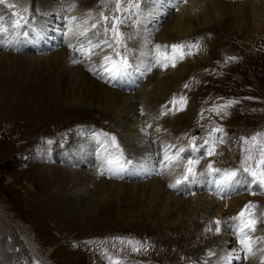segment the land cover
Returning a JSON list of instances; mask_svg holds the SVG:
<instances>
[{
    "label": "rangeland",
    "instance_id": "obj_1",
    "mask_svg": "<svg viewBox=\"0 0 264 264\" xmlns=\"http://www.w3.org/2000/svg\"><path fill=\"white\" fill-rule=\"evenodd\" d=\"M9 1L10 0H5V3L0 5V17H2L4 21H8L11 19L12 13L23 14L29 17V23L26 27L21 29L17 35L11 34L10 31L13 30H11V27H9L8 33L0 35L1 44L6 45L11 39V42L15 41L16 39L18 41H25L24 30H26V28H28V31H30V28H35L36 30H43L46 28L49 29V33H51L52 37L56 38V46L49 51H44L41 48L39 50H35L34 47L32 50L21 52H15L11 47L10 49L0 48V54H15L17 56H27L29 58L40 57L41 60L39 61H42L43 64H41L38 69L41 70V68H43L42 66H44V68L48 67L45 58L59 53L60 51L67 52L66 50L68 47L64 44L65 36L62 34L63 29L60 28L61 25H59L60 27H55L51 24L45 25L46 20L44 19L42 12H40L41 16L38 17L35 16V13L33 14L31 0H11V4L18 2L14 5L19 8H8L7 5ZM143 1L144 0H141L140 2L141 9ZM189 1L190 0H186V2L179 1V4L181 3L180 6H171L172 8L170 7L166 12L164 11V16L159 22H157V20L153 17L154 11H147L146 13L144 11L141 22H134L135 17H133L126 24L121 26V31L124 33L127 45V51L124 52V55L130 63L138 60L137 57L139 58L140 56L138 54L141 49V44L144 43V38L140 36L137 38L136 44L131 46V44L134 42L135 31L140 27L142 29L145 28L146 31L149 32V35H152L150 37V43H160L161 46H168L167 52L169 55H171L170 50L172 45L196 42L198 44V48L185 49L186 53L191 52L193 54L185 55L182 60H178V62H176L178 65H184L187 67V72L191 71L188 75V84H180L178 88H176V85H174V82L178 81L177 79L182 78V76L179 77L178 75V68L174 67L175 70L169 69L171 71L165 74L163 73V71H165V69H163L164 67L161 66V69V67L158 66L160 67V73L162 76L156 78L158 73L157 70L159 69H157V66H153V68L143 76L141 74L139 75L137 70H135V72L134 69H130L132 72H135L137 76H139V79L133 83L134 86L132 89L121 88L119 90H123L122 92L126 93L127 95L135 96L139 94V92H142L141 90L147 85V83L154 81V79L157 80V83L154 82L156 86L152 84V88H149L150 92L153 91L151 96L155 95L154 97L161 98L162 103H164V105H161L159 108L162 112L157 110V115L158 113H161L159 114L160 118L164 119L166 117L167 120H170L164 123V125L162 124L165 129H162L159 132H167V135L171 137L177 136V139L182 141V146L185 142L184 140L189 143L188 147H182L185 152L183 151L182 153L180 152L181 154H179L180 149L177 148L178 151H175V154H172L173 156L171 157L175 156L173 158L175 163L180 158V155L184 157L186 153H190L192 146L199 148L201 151L207 148L208 144L212 142V137L215 138L217 135H219L224 142H215V154L210 155L211 158L209 155L202 157L201 161L199 160L197 166L195 165V172H198L204 168L208 169L207 165L210 163L215 169H240L242 159L245 155H247V153L243 151V146L241 143L242 138L260 134L261 140L264 141V24L262 27H260L258 25H253L254 22L252 21H247L249 22L247 27L239 28L235 26V22H230L227 24V26L223 27V29L215 30L212 25H208L207 23L206 29H209V32L205 33L204 35H200L198 38L197 36L195 37L192 35L193 37L179 39L177 38V34L172 35L168 32L167 34L169 36L176 37H173L172 39L170 37L171 41L163 43L162 40L164 38L162 36H164V32H166V27L169 25V22L177 17V13H179L183 7H186ZM229 1L234 5L240 0ZM242 1L245 3V5H251V3L256 0ZM46 2L48 3L47 0H45L43 3L47 4ZM72 3L74 4L75 0H73ZM40 6L43 7L42 4ZM48 6L50 7L52 4L47 5V7ZM112 7L113 5L108 3L106 9L105 5L99 1L96 2V5L93 6L91 11L95 12L94 16L102 11L105 15H110V10ZM25 8L28 9L27 13L22 12V10ZM77 8L78 7L76 6L74 7V9ZM78 11L76 10L73 12L70 17L78 15L77 18L79 19L80 13ZM225 13L227 14H224V17L229 16L230 14L229 11H226ZM67 15L68 14L62 16V18L64 19V17H67ZM54 17L56 16L54 15ZM149 19L150 21L148 22ZM31 22H33L32 26L29 25ZM143 22L147 23L142 26ZM195 24L196 25L193 26V28H195L193 33H196L198 30V25L197 23ZM153 25H156L155 28H152ZM95 31L100 33L98 39L102 40L104 38L103 28H98ZM184 32H187V30L184 29ZM26 36L34 39L36 42L38 41L30 34H27ZM20 37L23 38L20 39ZM60 37L63 38V43H60ZM49 42L51 43V40ZM29 45L33 44L29 43ZM43 45L45 46V42ZM110 50L112 51V48L100 52V49L98 48L97 52L100 54L94 55L92 58L98 56L97 58L99 60H96L94 63L88 62L87 67H83L85 61L79 57L80 55H78V62L74 63L73 69L78 70L83 68L84 71L90 72V76H92L93 79H97L100 82H104L105 80L109 81L106 76L103 79L101 78L103 72L101 71L100 61L102 58L101 56H103L105 53H114V49L112 52ZM74 51L75 50H73V52ZM162 54H165L164 48ZM31 62L35 63L36 60ZM61 69L62 67H60V69H58L56 72H60ZM39 70H37V72H39ZM176 72L178 74H176ZM33 73L26 76L27 80H25L26 78H22V85H26L28 83V79L31 77L35 78ZM170 77L172 80H174L172 83H170V80L168 79ZM115 84V82H111L112 86ZM185 85H187V87ZM166 89L171 91V94L173 95L171 96L170 94L168 97H166L167 94L164 93ZM13 91L14 90L7 89V95L2 92L0 93V226H3V224L9 226V232L7 231V233H0V264H109V259L105 256V253L110 254V256L114 258L121 259L124 264H196L198 259L202 260V264H210L211 260L216 258L218 259L222 253H224L223 256L227 255L230 260L237 262L236 264H247L249 256L245 259L243 255V261H241V259L239 260L235 258L240 255L242 256L243 252L240 249V246L237 244H233V246L231 245L229 248H224L223 252L218 251L220 253L213 250L214 247L218 249V246L220 245L218 242L220 241L221 237V231H216L217 225L215 221L219 220L221 222V228L224 220L230 218L232 221V218L236 213L234 212L233 214H229L228 211L230 208L228 204L224 205V207H222L221 213L217 215L214 212V206L211 202H208L205 206H203L202 209H199L198 207V211L195 206L191 213H189V211L180 212V204L172 211L176 215L175 220L170 221L166 217V212H168L169 208L164 200L163 202L154 203L149 202V199L142 196V199H144L143 201L141 199L140 192H138L139 190H135L134 193H132L133 191H127L124 193L122 189L113 187L109 189L107 198H102L106 201L105 202L102 199L100 200L94 196L97 191H101L100 189L97 190L99 184L96 183V185L92 189H89L85 195L77 197L76 194L73 193L76 191L74 187L82 182L85 174L89 175L88 171L90 169L92 170L91 173H95L94 170L99 164V162H97L96 155H98L97 148L100 145V141L105 140L106 144L109 145V143L111 144L109 138L112 140V137H115V141L112 140L114 142V146L117 148V144L119 145V148H117L116 151L121 154L122 157L120 156V158L122 161H127L125 164L128 169H120L121 171H111L112 174L115 172L127 173L130 170L134 173V159L132 157L138 153L136 151H138V147L140 146H137L136 149V147L133 146L132 140L133 138L136 140L137 137L135 138L131 135L130 137L128 134H124L120 129H117L114 122L110 120L98 119L97 117H93V120L88 118V122H84L85 125H83V123H78V125L75 124L76 117L83 116L77 115V113H75V109L73 108L79 107V104L83 103L81 99L75 100V98L71 99L70 97H67V99L61 98L56 101L53 100L54 103H43V108H41V104L40 106L37 105L38 103L36 102V98L31 100V102H34L35 104L32 105L30 102H28L29 96L24 93H20L22 90L17 92L20 94L15 93L16 95H23L22 99L18 96L15 97L16 99H14L13 97L15 94L11 95V92ZM2 95L4 97H1ZM166 98H168V101H166ZM177 98L180 101H178ZM4 99L7 102L4 101ZM22 101L25 103V105ZM38 101L41 102L40 100ZM97 101L98 100L95 101L94 97L92 101V108H97ZM16 103H18V106H16ZM173 104H175L179 109L183 107L184 110H179V115H185L189 109H193L194 115L191 116L193 121L190 117L189 122L184 120L180 124L176 125L175 120H177L179 117H175L171 111L164 110L167 105L173 106ZM224 105L229 106L223 107ZM148 108L150 109L151 107L149 105L146 106V103L143 105L140 104L139 110L142 112L140 120L127 123L125 126L128 128V130L133 129L135 130L134 132H137L136 128L138 125L141 126L142 121H148V112H146L148 111ZM121 110L122 108L120 111ZM165 112L169 113L170 116L169 114H166L164 117L162 113ZM108 114H111V112L108 111ZM122 116L119 118V120H121ZM173 116L175 120H173ZM115 120L117 119H114L113 121ZM9 123L11 124L10 127L8 125ZM66 125L75 126L72 132V134L75 135L74 137H76V135H79L80 137L85 136L86 133L88 135L89 130H95V133L93 132V136H95L94 139L96 140L94 143L96 152L94 151L95 156L90 165L84 164V166H79L77 164H73V162L64 163L59 160L55 161L54 166L62 169V171L66 170V168L71 169V172L69 170L70 175H68V181L66 183L62 182L60 185L56 186L53 183L54 186L50 188L51 194L58 195V197L64 195L66 199L64 205L59 206L60 210L58 209V211L53 213L50 218L46 217V215L36 209L37 206L33 205L28 192L29 190H32V185L28 182L27 178L30 177V174H33L32 169L34 167L30 162L32 159H34L33 156L39 155L42 158L45 156V151H47V154H50V157L53 158L52 156L55 154V151H57L55 148L61 146V144L64 142L63 140H69L66 129L63 131L60 130ZM149 128L147 127V129ZM13 129L14 131H12ZM217 129H222V133H217ZM193 134L197 135V138L199 135L200 136L198 139L196 138L195 141H192ZM147 137L151 138L150 135ZM202 137L206 138L207 140L203 139ZM39 138L40 140L37 142ZM49 138H54V141L51 140L49 142L50 144L47 145L44 144L36 146V143H43ZM157 139L158 138H156L155 141H157ZM198 141H201L200 144L197 143ZM155 147L159 148L158 145ZM160 148L157 153L159 154L157 163L159 162L162 166L163 162L160 160V157L161 155H164V150L162 151ZM140 150H142V148H140ZM91 154H93V152ZM6 162L8 163V166L4 164ZM172 163L173 162H171V164ZM45 165H47V163H45ZM221 166L224 169H222ZM130 167L132 169L129 170ZM160 168L161 167H158V173L164 172L161 171ZM42 169H40V171ZM49 169L50 168L46 170L43 169V172L41 171L44 175V178L47 176L51 177V170ZM164 169H166V167H164ZM175 169V172L180 169V174L183 175L185 174L187 167L180 165ZM53 170H55V167L52 169V171ZM98 172L100 175L101 172L105 173L101 166V162L100 166H98ZM107 175L108 173H105L101 176H105L108 181H112L113 179ZM159 177H162V175L157 177L149 175L145 178H141L139 176V178L137 177L131 180H123V182H125L124 184H136L139 186L141 185V182H151V179L154 181ZM163 177L166 176L163 175ZM188 180L183 179L181 183H185ZM175 184L176 183H174V185ZM247 185L250 187H247ZM245 186V190H241L240 192H237L233 195L235 196L234 200L238 199V201L240 200V203L244 200L242 203L247 201L248 204L251 202L252 204L256 205V208L254 209L255 215H258V219L264 221V193L260 194V192L257 191L259 189H256L257 192H255L253 189H255L256 186L247 184L246 182ZM124 187H126V185ZM211 187L212 188L209 190L203 189L202 192L200 189H197V187L195 188V186L192 185L191 192L185 191L179 193L178 195L179 198H187L191 194L199 192L201 194H209L208 197L212 198L211 201H214L212 195H216L218 190L215 184H212V182ZM98 196L100 197V195ZM94 197V206H86V211L82 212V208H80V202H88V200ZM229 198H231V196ZM70 200L74 202L71 203ZM175 202H177V200ZM38 207H40L39 209L42 210L40 205H38ZM198 221H209L213 226L211 230L207 229V227L204 228L205 231H207V236L205 237L206 240L208 242L213 241V243L207 248V253L211 251L208 255L204 254L202 251L196 256L189 255V252L193 249L187 245L188 243L183 242V234L185 232L188 233L194 231L193 224ZM174 228L180 230L179 235L175 231L174 234L169 233V231ZM255 229H259V231L255 230L256 234L253 236L258 237L257 242L259 245L258 248H256V251L263 252L264 259V222H258L255 225ZM164 234L166 239L173 241L171 247L164 246V241L161 240V236ZM216 236L219 238L216 239ZM118 238H122L126 241L134 240L143 242L144 246L146 244L149 247L144 249L145 252L143 249L140 251H134L132 247L128 246V244L121 243L120 239ZM203 240H200V237L197 236L195 244L199 245L195 246H198V250H201L202 247L205 246L204 243L206 242H202ZM178 241H181L180 245H178ZM105 245L107 247H105ZM178 246L179 248H177ZM76 256L79 257L77 259L78 261L74 260ZM106 258L107 260H105ZM256 259H258V255L256 256ZM263 259L261 257V261ZM201 262L198 264H201ZM230 264L234 263L231 262Z\"/></svg>",
    "mask_w": 264,
    "mask_h": 264
},
{
    "label": "bare ground",
    "instance_id": "obj_2",
    "mask_svg": "<svg viewBox=\"0 0 264 264\" xmlns=\"http://www.w3.org/2000/svg\"><path fill=\"white\" fill-rule=\"evenodd\" d=\"M31 1H32V7H33V14L35 13V16L38 17V16H41L40 12H42L43 17L46 20L45 25L51 24L52 26H55V27H58L59 25H61V27L60 26L59 27L63 29L64 28V19L62 18V16H65L66 14H68L67 17H70L72 15V13L75 12L76 10L77 11L79 10L78 12L80 13L79 19L77 18L76 23H82L83 20L87 19L89 21V23L84 24L83 27L84 28H90L93 20H92V18L88 17V12H89V10H92L93 6L96 5V2H99L100 0H75L74 4L72 3L73 0H47L48 1V3L46 2L47 4L43 3L45 0H31ZM179 1H181V0H144L142 2L141 6H142V9H146L145 13L147 11H150V12L154 11L153 17L157 20V22H159L162 19V17L164 16V11L166 12L171 6H173V7L180 6L181 3L179 4ZM249 1H251V0H249ZM17 3L14 2V4H17ZM8 4H11V0L9 1ZM41 4L43 5V7L40 6ZM50 4H52V6L47 7V5H50ZM69 5H75L78 8L77 9L73 8V9H70L68 11H65ZM15 8H19V7L16 6ZM160 9H162V10H160ZM226 11H229L230 14H229V16L224 17V14H227V13H225ZM94 13L95 12H93V14ZM177 14H178L177 17L175 19H172L169 22V25L166 27V32H164V36H162L164 38L162 40L163 43L169 42V41H171V39L173 37H176V36H173V37L169 36L167 34L168 32L171 33L172 35L177 34V38H179V39L193 37L192 35H194L195 37L197 36V38H198V37H200V35H204L205 33L209 32V29H206L207 23H208V25H212L215 28V30L216 29H218V30L223 29V27L227 26V24L230 22L231 23L235 22V24H236L235 26H237L239 28L247 27V25L249 24V22H247V21H252V22H254L253 25H255V26L258 25V26L262 27L264 24V0L253 1L251 3V5H245V3L242 0H240L237 4H234V5L232 3H230L229 0H190L188 2V5L186 7H183L182 10ZM54 15L56 17H54ZM76 17H78V15ZM149 21H150V19L148 20V22ZM146 23L143 22L142 26H144V24H146ZM195 23H197V25H198V30L196 31V33H193L195 31L194 30L195 28H193V26L196 25ZM29 25L32 26L33 22H31ZM48 26H50V25H48ZM155 26L156 25H153L152 28H155ZM144 29H142L141 27L139 29H137L135 31V35H134V42L132 44L130 43L131 46H134L136 44V40L138 37L141 36L144 38V40H143L144 43L141 44V49H140L139 54H138L140 56H139V58L137 57L138 60H135V65L138 66V70H137L138 72L137 73H139V75L141 74L142 76L144 74L148 73L153 68V66H152V67H150L149 70L146 71V69L149 68L150 60L154 59L157 61V64H159V62L162 61L164 56H165V54H162L163 47H161L160 49L155 48L156 45L161 46V44L160 43H150L151 42L150 37L152 35H149V32H147L146 29L145 30ZM184 29H186L187 32H184ZM43 30H36L35 28H30V31H28V28H26V30H24L25 31L24 32L25 41H23V40L18 41L16 39L15 41L11 42L12 39L9 40L10 39L9 38L8 39L9 41L7 43L8 45L0 43V48H5V49L9 48L10 49V47H11L12 49H14L15 52L16 51L17 52L29 51V50H32L33 47L35 50H39L41 48L44 51L45 50L49 51L50 49L55 48V46H56V40L55 39L56 38L52 37L51 33H49V29L44 28ZM45 31H46V33H45ZM10 33L12 34V31H10ZM27 34L32 35L38 41L36 42V41H34V39H31L30 37L26 36ZM89 35L91 36L92 33L89 32ZM170 37H171V39H170ZM21 38H23V37H20V39ZM50 40H51V43L49 42ZM16 42H18V43H16ZM44 42H45V46L43 45ZM64 42H65L64 44L68 47V48L66 47L67 52L60 51L59 53L50 55L49 57L45 58L48 67L44 68V66H42L43 68H41V70L38 69L40 67V65L43 64L42 61H39V60H41L40 57H37V58L36 57L35 58L30 57L29 58L27 56L26 57L25 56H17L15 54H12V55L0 54V93L4 90L2 93H5L7 95V89L14 90L13 92H11V95H14L15 93L16 94L24 93L27 96H29L28 102H30L32 105L35 103L31 102V100L36 98L37 99L36 102L38 103L37 105L40 106V104H41V108H43L42 107L43 103L44 104L54 103L53 100L56 101V100H59L61 98L67 99V97H70L71 99L75 98V100L81 99V101L83 103L79 104V107H73V105H72V107L75 109V113H77V115H83V116L76 117L75 124L78 125V123L79 124L83 123V125H85L84 122H86V121L88 122V120H87L88 118H91L93 120V117H97L98 119H102V120H110V121L114 122L117 129H120L121 131H123L124 134H128L129 136L131 135L135 138L137 137L136 140H134V138L132 140L133 146H135L136 149H137V146H140V147H138V151H136L138 153H136L135 156L132 157L134 159L133 163H134V168H135L134 171L135 172L134 173L131 172L130 169H132V168L130 167L129 168L130 171L127 173L115 172L114 174H112L111 171H121L120 169L125 170L128 168H127L125 163H124L123 168H121L119 166V164L117 163V161H120V163L124 162L121 160V158H120L121 154H119L118 152L115 151V152L110 153V151H108L107 152L108 156L103 155L104 152H106V150H111L113 147L110 143H109V145H107L106 141L103 140L100 144L101 147H98V149H97L98 155H96L97 156L96 158H97V162H99L98 166H100V162H101V166L103 168V171L105 173H108L109 177H111V179H113V180L108 181V179L105 176H101L98 172V166H97L96 169L94 168L95 173H91L92 170L90 169L88 171L89 175L85 174L84 175L85 177L84 178L82 177L83 178L82 182L80 183V181H79L80 184H78L76 187H74L76 191H74L73 193L76 194L77 197H80L81 195H85L89 189H92L96 185V183L99 184L97 190L100 189L101 193L96 190L97 193L94 196H96L100 200L103 197L107 198V193H108L109 189H111L113 187L122 189V191H124V193L127 191H129V192L133 191L132 193H134L135 190L136 191L139 190L138 192H140V194H141V199L144 197V198L149 199L148 200L149 202H154V203L155 202L156 203L163 202V200H164V202L167 204V206L169 208L168 212H166V217L170 221L175 220L176 215L172 211L178 205L181 204L179 207L180 212L189 211V213H191L193 211L192 209L195 206H196V209L198 207H199V209H202L203 206H205L208 202H211L213 204L214 212L216 213V215L221 213L222 207H224V205L228 204V206L230 208V210L228 211L229 214H233L234 212H236L234 214V217H237L238 213H240L241 210L244 209V207L246 205H248V202L246 201V202L242 203L244 201L243 200L240 203V200L239 201H238V199L234 200L235 196H233V195L237 192H240L241 190L246 189L245 182L234 184L230 188H227V189L222 188L221 190L217 191V193L214 192V193H216V195H212L214 201H211L212 198L208 197L209 194L206 195L203 193L201 194L199 192L191 194L187 198H179L178 194L185 192V191L191 192V186L192 185H194L195 188L197 187V189H200L202 192H203V189L209 190L210 188H212L211 187L212 179H216V180L222 179L221 173H218L217 175H215V177H209L207 175L208 169L204 168V169L196 172V179L195 180L190 178L185 183L182 182L180 185H178L176 187L170 186V185H174V183H176L177 180L182 181L183 177L185 175V174H183V175L180 174L181 173L179 171L180 169H178L179 172L178 171L175 172L176 171L175 168L180 166V165L187 167L188 166V157H195L197 155H200L201 157H206L204 155V149L201 150L199 153H194V152L191 153L192 152L191 151L190 153H186L184 155V157L180 155V158L176 161V163L173 162L170 167H166V169L163 170L165 172V174H164V172L158 173V166H156V165H157V159L159 157V154H157V153H158V150L160 147H161L160 149L164 150V154L166 153L169 157H171V156H173L172 154L175 151H178V149H183L182 147H186V146L188 147L189 143L186 142V140H184L185 142L182 146L181 145L182 141L178 140L177 136L171 137V136L167 135V132H159L162 129H165V127L163 126L164 123H166L170 120H167L164 114H163V116L165 117L164 119L160 118L159 114H161V113H158V115H157V110L161 111L159 108L161 105H164V103H162L161 98L154 97L155 95L151 96V93L153 91L150 92V90H149V88L152 86V84L154 86H156L155 83H157V80L154 79V81L147 83V85L144 86V88L141 90L142 92H139V94H137L135 96L127 95L126 93L122 92L123 90L121 91L119 89H121V88H131L132 89V87L134 86L133 83H135L139 79V76L136 75L135 70H134L135 72H132L130 70V75H128L127 77L121 78L117 81H106L105 80L104 82H100L97 79H93V77L90 76L91 75L90 72L84 71L83 68L78 69V70L73 69L74 68L73 60L74 59L77 60V56L79 54L76 51L73 52L74 48L71 47L70 44L74 45L77 43V41L75 39H72L71 37H65ZM29 43H31L33 45H29ZM38 43H40V44H38ZM60 43H63V38H61V37H60ZM138 47H139V45H138ZM72 48H73V50H72ZM108 49H105V50H108ZM97 50H98V48L96 49V51ZM80 51L83 52L84 49L81 48ZM112 51H113V48H112ZM79 57L85 61L83 67H85V66L87 67L88 62L94 63L96 60H99L97 58L98 56H95L96 58L91 57L92 59L91 58L85 59L82 56H79ZM33 60H36V62L32 63L31 61H33ZM68 61H69V63H68ZM60 67H62L61 71L56 72L58 69H60ZM160 67L157 66V69H159V70H157L158 73H157L156 78L159 76H162V74L160 73L161 72ZM169 67L166 69L163 68V69H165V71H163V73L167 74L171 70H175V68H178L177 70H178L179 74L177 72H176V74H178L179 77L182 76V78H179V79L176 78L178 80L177 82H174L175 83L174 85H176V88H178L180 86V84H182V85L188 84V77H189L188 75L190 74L191 71L187 72V70H188L187 67H185L184 65H178V64L175 65V68L172 66H169ZM161 69H162V67H161ZM169 69H171V70H169ZM37 70H39V72H37ZM33 71H34V73H33ZM32 73L34 74L35 78L31 77L30 79H28V83H27L28 85L27 84L22 85V78H24V79L26 78L25 80H27L26 76H28ZM168 79L170 80V83H172L174 81V80H172L171 77ZM111 82H115L118 84L112 86L110 84ZM158 83H160V82H158ZM112 88H115V89H112ZM21 90H22V92H20ZM17 92H20V93H17ZM164 93L167 94L166 97H168L171 94V91L166 89V91ZM179 93H180V91H179ZM16 94L13 97L14 99H16L15 97H17V96L22 99L23 95H16ZM3 95L1 97H4ZM172 95L173 94H171V96ZM56 97H57V99H56ZM94 97H95V101L98 100L97 101V103H98L97 108H92V101H93ZM178 98H177V100L180 101ZM17 99H19V98H17ZM9 100H11V99H9ZM38 100H40L41 102H39ZM4 101H6V100L4 99ZM166 101H168V98H166ZM145 103H146V106L149 105L151 107L150 109L148 108V111H146V112H148V114H147L148 115V121H146V120H145L146 122L142 121L141 126L138 125V127L136 128L137 132H134L135 130H133V129L128 130V128L125 125L127 123H130L131 121L134 122L135 120H137V121L140 120V116H141L142 112H141V110H139V106H140V104L143 105ZM23 104L25 105L24 102H23ZM174 105L175 104H173V106L172 105H167V107L164 106V107H166L164 110L171 111V113L174 114L175 117H179V118H177V120H175V118L173 116V118H174L173 120H175V124L176 125L180 124L184 120L189 122L190 117L194 115L193 109H189L188 112L185 113V115L184 114L179 115V113H178L179 108L176 105L175 106ZM16 106H18V103H16ZM27 107H29V106H27ZM102 108H104V109H102ZM121 108H122V110L120 111ZM124 108H126V109H124ZM145 109H147V108H145ZM25 110H26V108H25ZM78 111H80V112H78ZM108 111H110L111 114H108ZM168 114L169 113H167V115ZM121 116H122V118H121V120H119V118ZM169 116H170V114H169ZM23 119H22V122H23ZM114 119H117V120L113 121ZM191 120L193 121L192 117H191ZM10 123L8 124L9 127L12 124V123L11 124ZM109 124H111V123H109ZM150 124H151V127L150 128L148 127L149 129H147V125H150ZM67 126L68 125L63 126L60 130L63 131L64 129H66V132H68L67 137L69 140L68 141L66 139L63 140L64 142L61 144V146H58L55 148V150H57V151H55V154L52 156L53 158H51L50 154H47V151H45V153H44L45 156H43L42 158L39 155L33 156L34 159H32L30 161L31 164H33L34 168L32 169L33 174H30V177L27 178L28 182L32 185V190L28 191L29 197H30L31 201L33 202V205L37 206L36 209L39 210L44 215H46V217H50V218H51V215L53 213L58 211V209L60 210L59 206L64 205V203L66 202L64 195H63L64 197L63 196L58 197V195L51 194L50 188L53 187L54 184L56 186V185H60V183H62V182L66 183L68 181V175H70V172H71V169L66 168V170L62 171V169H59L57 166H54L55 161L59 160V161H62L64 163L73 162V164H77L79 166H81V165L84 166V164L90 165L91 161L94 159V156H95L94 151L96 152L95 146H94V143L96 142V140L94 139L95 136H93V134L95 133L94 132L95 130H92V129L89 130L88 135L84 131L86 133L85 136L80 137L79 135H76V137H74L75 135L72 134V132H73V129L75 128V126H68V127ZM14 127H15V125H14ZM125 128H127V129H125ZM142 129H144V131H142ZM12 131H14V129ZM148 135H150L151 138H148L147 137ZM199 136H198V138H199ZM52 137H54V136H52ZM194 137H197V135L193 134L192 138H194ZM156 138H158L157 141H155ZM49 139H46V141L43 143H36V146L44 145V144L47 145V144H50L49 142L51 140L54 141V138H49ZM203 139H206V138H203ZM211 139H212L211 141L214 140L213 137ZM39 140H40V138L38 139L37 142H39ZM195 140H192V141H195ZM200 142L198 141L197 143L200 144ZM208 142H210V141H208ZM194 143L197 144L196 142H194ZM157 145L159 146V148L155 147ZM101 148H103V150ZM140 148H142V150H140ZM62 152H64V153H62ZM65 152H66V154H65ZM92 152H93V154H91ZM123 152H125V151H123ZM179 154H181V153L179 152ZM174 157H171L172 161L174 160L173 159ZM181 157H183V158H181ZM210 158H211V156H210ZM201 159H200V161H201ZM106 160H107V162H105ZM172 161H170V163ZM45 163H47V165H45ZM4 164L6 166H8L7 162ZM178 164H180V165H178ZM196 166H197V164H196ZM54 167H55V170L52 171V169ZM42 168L45 170L50 168L49 170H51L50 171L51 177L47 176L48 178L47 177L44 178V175L42 174V172H43ZM40 169H42L41 170L42 172L40 171ZM222 169H224V168L222 167ZM69 170H70V172H69ZM225 170H228V169H225ZM202 172L205 174L201 175ZM166 173H167V175H166ZM149 175L150 176H156V177L162 175V177H159L158 179H155L154 181H152L153 179H151V182H145V183L141 182V185H139V186H137L136 184H128V183L124 184L125 182H123V180H131L133 178H137V177L139 178V176L141 178H145L146 176H149ZM163 175L166 177H163ZM61 185H63V184H61ZM125 185H126V187H124ZM26 186H27V184H26ZM247 187H250V186L247 185ZM256 189L257 188L255 187V189H253V190L255 191ZM225 191L227 193L228 198H224L223 193ZM97 194L100 195V197ZM230 196H231V198H229ZM174 198L177 200V202H175L176 200ZM207 199H208V201H207ZM94 200H95V197L88 200V202L85 201L86 203L84 201L80 202V205H81L80 208H82V212L86 211V209H85L86 206L93 205ZM142 200L144 201V199H142ZM70 201H71V203L74 202V201L72 202V200H70ZM103 201H105V200H103ZM38 205H40L42 207V210L39 209L40 207H38ZM184 209H186V210H184ZM199 209H197V211ZM256 217L258 218V215H256ZM226 221L228 222V224H230L232 222V221H230V218H229L227 220H224V222L222 223L221 234H220L221 237H220V241L218 242V243H220V245L218 246V249H216V247H214L213 248L214 251L223 252L224 248H229L231 245L233 246V244H237L238 233H235L233 231V229L230 228L228 226V224L225 223ZM193 225H194V231H191L188 233L185 232L183 234V236L181 235L183 237V240H184L183 242L188 243L187 245H189L190 248L193 249L191 251L189 250L191 252V253L189 252V255H195L196 256V255H199L201 251L204 252V254L208 255L211 251L209 253H207V248L210 244L213 243V241L208 242L206 240L205 237L207 236L206 235L207 231H205L204 228L207 227V229H211L213 227L212 223L209 221H207V222L198 221V222H195ZM256 230L259 231V229H256ZM7 231L9 232V226H7L6 224L5 225L3 224V226H0V233L1 232L7 233ZM174 231L177 232L178 235L180 234L179 233L180 230L175 229V228L171 229L169 231V233L174 234ZM255 234H256V231H255V233L252 234V236H254ZM197 236L200 237V240H203V238H204V240L202 242H204V241L206 242V243H204L205 246H203L201 250L200 249L198 250V248H197L198 246H195V245H199V244H195ZM161 237H162L161 240L164 241L163 242L164 246L165 247H171V245L173 244V241H169L168 239H166L165 234L162 235ZM215 238L218 239L219 237L216 236ZM257 239H258V237H253L252 243H253V250H254L255 254L248 257L247 264H262L261 257L263 259V252L256 251L257 250L256 248H258V245H259V243L257 242ZM105 243H106V241H105ZM177 243H178V245H180L181 241H178ZM175 246H176V244H175ZM105 247H107V246L105 245ZM148 247L149 246L145 244V246L142 248L143 251L145 248H148ZM177 248H179V246ZM194 250H196V251H194ZM237 250H238V248H237ZM99 251H100V249H99ZM220 252H218V253H220ZM149 253H150V251H149ZM223 255H224V253H222V255L218 259L216 258V259L211 260L210 264H222L221 258L226 256V255L225 256H223ZM243 255H244V252H242V256L241 255L238 256V257H240L241 261L244 260ZM257 255H258V259H256ZM78 258L79 257L76 256V258H74V260L78 261L77 260ZM105 260H107V258ZM201 261L202 260L198 259L196 264H198ZM231 262L234 264L237 263L235 261L230 260V258H229L228 264H230ZM201 264H202V262H201Z\"/></svg>",
    "mask_w": 264,
    "mask_h": 264
},
{
    "label": "snow or ice",
    "instance_id": "obj_3",
    "mask_svg": "<svg viewBox=\"0 0 264 264\" xmlns=\"http://www.w3.org/2000/svg\"><path fill=\"white\" fill-rule=\"evenodd\" d=\"M102 4L105 5L107 9L108 3H111L113 7L111 8L110 15H105L104 12H100L94 16L93 12L89 10L88 17L92 18L93 22L91 23L90 28H84V24H88L89 21L87 19L83 20L82 23H76L77 17H64V28L62 34L65 37H71L77 41L76 44L71 47L85 59H90L94 55H99L96 51L97 48L100 49V52H103L105 48H113L114 53L107 54L105 53L100 61L101 71L103 75L101 78H108L109 81H117L121 78L127 77L130 75V69L138 70V66L135 65V62L130 63L128 59L125 57L124 52L127 51V45L124 37V33L121 31V26L126 24L130 19L135 17L134 22H141V18L143 16L144 11L146 9H141L140 2L141 0H100ZM181 2H186V0H181ZM5 0H0V5H3ZM8 8H14L16 5L8 4ZM75 5H69L65 11L73 9ZM28 9H23V13H27ZM29 23V17L23 14L13 13L12 17L8 21H4L2 17H0V35L9 32V27H11L12 34H19L20 30L27 26ZM103 28V39H98L100 33L95 31L98 28ZM89 32L92 35H89ZM163 47L165 49V56L162 61L157 64V61L152 59L149 62V70L152 66H163L165 69L169 66L175 67L176 62L178 60H182L185 55H191V52H185L186 48H198V44L196 42H189L188 44L180 43L177 45L171 46V55L168 54L167 48L168 46H160L156 45V49H160ZM81 48L84 49L81 52ZM78 62L76 59L73 60V63ZM187 87V85H185ZM174 103V102H173ZM175 106V105H174ZM229 105H224L223 107H228ZM180 111L184 110L183 107L179 109ZM166 115L167 113H162ZM147 127H151V125H147ZM144 131V129H142ZM217 133H222V129H217ZM197 137H194L195 140ZM112 140L115 141V137H112ZM223 142L222 138L217 135L214 140L208 144V147L204 149V155H213L215 154V142ZM208 143V142H206ZM243 151L247 153L244 156L241 162L240 169H231V170H221L213 168L212 164H208V172L207 175L209 177H215L216 173L222 174V179L217 181L216 179H212V183L216 185L217 190L230 188L232 185L237 183L246 182L247 184L255 185L257 189L264 191V141L261 140L260 134H255L251 137H245L241 140ZM117 148L119 145L117 144ZM163 151V149H162ZM184 149H180L179 152H183ZM191 151L194 153H199L200 149L192 146ZM183 158V157H181ZM202 157L197 155L195 157H188V166L183 177L184 180H188L189 178L195 180L196 172L195 165L198 164L199 160ZM160 160L163 162L161 166L159 162L157 163L158 167H161V171H163L164 167H170L172 158L169 157L166 153L161 155ZM174 162V161H172ZM119 166L123 168V163L117 161ZM104 173L101 172V175ZM205 173H201L204 175ZM181 183L180 180L176 181L175 185H170L171 187H176ZM224 198H228L226 191L223 193ZM256 205L251 202L238 213L237 217L232 218V222L228 224L230 228L233 229L235 233H238L237 244L240 246V249L244 252V258L246 259L248 256L254 255L253 250V236L252 234L255 232V225L258 222H264L258 219L255 215L254 209ZM217 225V232L221 231L219 220L215 221ZM211 230V229H209ZM120 239L121 243L128 244L129 247H132L134 251H140L144 244L143 242H138L134 240H124ZM105 256L109 259V264H124L121 259L114 258L110 256L108 253H105ZM236 259H240V257H235ZM229 257L226 255L221 258L222 264H228ZM262 264H264V260H262Z\"/></svg>",
    "mask_w": 264,
    "mask_h": 264
}]
</instances>
